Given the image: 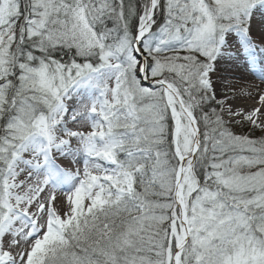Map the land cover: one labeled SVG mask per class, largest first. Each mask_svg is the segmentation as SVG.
Masks as SVG:
<instances>
[{
	"label": "snow or ice",
	"instance_id": "6c2138e0",
	"mask_svg": "<svg viewBox=\"0 0 264 264\" xmlns=\"http://www.w3.org/2000/svg\"><path fill=\"white\" fill-rule=\"evenodd\" d=\"M0 264H264V0H0Z\"/></svg>",
	"mask_w": 264,
	"mask_h": 264
},
{
	"label": "rangeland",
	"instance_id": "374dc122",
	"mask_svg": "<svg viewBox=\"0 0 264 264\" xmlns=\"http://www.w3.org/2000/svg\"><path fill=\"white\" fill-rule=\"evenodd\" d=\"M247 104H248V105H251V104H253V103H250V101H247Z\"/></svg>",
	"mask_w": 264,
	"mask_h": 264
},
{
	"label": "bare ground",
	"instance_id": "6f19581e",
	"mask_svg": "<svg viewBox=\"0 0 264 264\" xmlns=\"http://www.w3.org/2000/svg\"><path fill=\"white\" fill-rule=\"evenodd\" d=\"M250 101V103H254V101H252V100H249ZM246 103H247V101H246Z\"/></svg>",
	"mask_w": 264,
	"mask_h": 264
}]
</instances>
